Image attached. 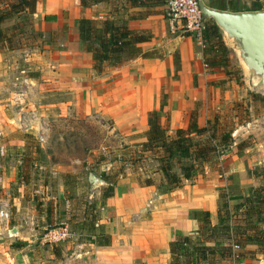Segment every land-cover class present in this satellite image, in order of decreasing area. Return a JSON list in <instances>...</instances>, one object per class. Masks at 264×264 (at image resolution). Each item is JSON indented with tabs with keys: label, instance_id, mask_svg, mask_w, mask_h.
Instances as JSON below:
<instances>
[{
	"label": "crops",
	"instance_id": "crops-1",
	"mask_svg": "<svg viewBox=\"0 0 264 264\" xmlns=\"http://www.w3.org/2000/svg\"><path fill=\"white\" fill-rule=\"evenodd\" d=\"M205 1L202 4L206 6ZM95 5L81 11L79 0H35L30 27L41 33L35 42L38 47L0 53V124L12 121L24 126L26 118L21 113L32 115L28 123L58 113L96 114L108 122L109 132L118 137L120 146L128 147L144 141L146 116L152 110L158 112L161 122L167 118L168 136L186 128L193 110L197 126H204L224 78L216 68L204 67L194 39L171 34L167 21L156 13L128 20L129 29L151 32L150 41L140 45L142 52L157 50L161 59L137 57L95 75L90 53L82 48L76 32L81 14L95 18L90 15ZM173 55L178 57L175 77ZM8 102L14 103L19 113L11 114ZM228 161H223L222 167L233 163ZM234 168L239 172L236 163ZM2 175L0 191L6 194L11 178ZM127 177H118L110 197L101 199L99 188L100 199L93 198L96 221L91 232L98 234L101 229L109 237L108 245L96 246L90 236L88 242L69 244L55 256L49 250L36 249V239L26 243L0 231V264H168V242L175 236H189L197 228L191 212L207 211L210 223L215 218L213 185L186 180L179 189L163 194Z\"/></svg>",
	"mask_w": 264,
	"mask_h": 264
},
{
	"label": "rangeland",
	"instance_id": "rangeland-1",
	"mask_svg": "<svg viewBox=\"0 0 264 264\" xmlns=\"http://www.w3.org/2000/svg\"><path fill=\"white\" fill-rule=\"evenodd\" d=\"M251 1L262 3L264 10V0H240L246 6H250ZM7 2L15 0H0L1 11L9 10ZM159 2L160 5L148 10L166 20L163 1ZM108 8L107 5H95L90 15L99 20L105 16ZM29 20L31 18L26 12L14 13L0 23V30L11 36L12 45L19 44L21 49L29 50L27 46L39 40L28 25ZM199 47L201 50L205 46ZM4 51L9 50L0 49V53ZM228 51L227 66L215 69L222 73L224 79L219 81L215 108L208 118L218 114L222 124L232 128V143L217 165H202L193 181L204 186L213 185L216 196V189H220L222 194L230 196L228 204L231 207L248 196L251 189L264 186V91L248 87L235 57ZM7 104L10 105L11 114L19 113L14 103ZM19 115L26 118L24 126L15 125L12 121L6 126L0 124V177L4 173L11 178L7 181L8 192L4 194L0 191V198L3 199L0 200V210L8 215L6 220L0 219V231L26 243L36 239V249L49 250L58 256L59 250L65 246L90 240L88 226L84 224L94 214L93 198L100 199L97 190L101 186L88 192L86 173L117 180L118 177L113 178L112 174L117 170L116 160L122 153L120 142L109 132L108 122L96 114L80 116L69 112L60 116L58 113L47 119H35V123H28L32 118L30 113ZM39 136L42 141L38 140ZM240 142L244 145L238 150L236 146ZM225 160H233V163L229 167H222ZM234 163L239 166V172L235 170ZM125 173L128 179L136 178L135 174ZM212 179L218 182L211 183ZM47 216L49 220H46ZM211 223H215V218ZM64 226L72 233V237L66 238L64 243L43 241L47 230ZM12 228H15L14 234L10 233ZM257 229V235L259 231L264 232L262 224H258ZM189 237L194 238L195 234ZM258 239L259 246L247 245L244 249H234L242 256L235 259L236 264H264V233Z\"/></svg>",
	"mask_w": 264,
	"mask_h": 264
},
{
	"label": "trees",
	"instance_id": "trees-1",
	"mask_svg": "<svg viewBox=\"0 0 264 264\" xmlns=\"http://www.w3.org/2000/svg\"><path fill=\"white\" fill-rule=\"evenodd\" d=\"M34 3L35 0L7 2L9 10H0V23L14 13L26 12L31 18ZM159 3V0H79L81 11L95 4L109 7L100 20L86 18L82 14L76 20L78 40L82 48L90 53L91 68L95 75L103 74L137 57L161 59L162 55L157 50L142 52L140 48L142 43L150 41L149 30H131L127 27L128 20L142 19L152 14L148 9L160 5ZM205 4L219 10H263L262 3L255 1H251L250 6L240 0H208ZM130 9L135 11L128 12ZM205 22L206 27L202 33V45L205 47L201 49L203 64L211 69L225 68L229 51L222 44L213 23L209 20ZM28 25H31V20ZM35 36L40 39L41 33L35 32ZM10 38L0 30V49L11 51L21 48L19 44L12 45ZM35 46L38 47L33 43L27 47ZM209 55L211 56L208 58ZM172 61L175 77L178 70L177 55L172 56ZM220 119L218 114H212L204 126L198 127L196 112L193 110L189 114L186 128L176 129L168 136L167 118L161 122L157 111H149L144 141L131 147L121 145L122 153L116 160L117 170L112 174L113 178H123L127 171L136 175L139 185L153 186L158 193L179 189L184 181L194 178L202 165H217L219 159L229 151L232 128L223 125ZM243 145L240 142L236 147L239 150ZM98 176L108 183L100 189L101 198L110 197L116 180H110L109 176ZM216 192L215 223H210L207 211L191 212L190 216L197 223L195 237L179 235L169 241L168 264H228L242 257L234 249L260 245L258 236L264 232L259 231L257 235V225L262 224L264 231V186L251 189L248 196L231 207L228 204L230 196L222 194L220 189H216ZM46 220H49V216ZM95 221V215L91 214L84 225L88 226L87 231L93 237L94 245L106 246L109 243L107 234L101 229L98 234L91 232Z\"/></svg>",
	"mask_w": 264,
	"mask_h": 264
},
{
	"label": "water",
	"instance_id": "water-1",
	"mask_svg": "<svg viewBox=\"0 0 264 264\" xmlns=\"http://www.w3.org/2000/svg\"><path fill=\"white\" fill-rule=\"evenodd\" d=\"M201 15L217 28L224 47L230 50L252 90L264 91V10L221 11L199 4ZM89 190L105 182L87 172ZM15 233V228L11 229Z\"/></svg>",
	"mask_w": 264,
	"mask_h": 264
},
{
	"label": "built area",
	"instance_id": "built-area-1",
	"mask_svg": "<svg viewBox=\"0 0 264 264\" xmlns=\"http://www.w3.org/2000/svg\"><path fill=\"white\" fill-rule=\"evenodd\" d=\"M200 3L202 0H163L168 31L179 36H189L203 47L202 33L206 27V20L199 10ZM38 140L42 141V137L39 136ZM7 218V213L0 210V219ZM68 237H72V233L64 226L48 230L42 239L44 242L55 244L64 243Z\"/></svg>",
	"mask_w": 264,
	"mask_h": 264
}]
</instances>
